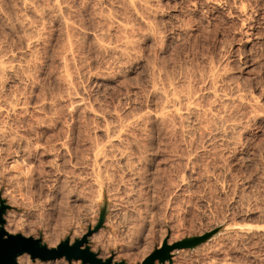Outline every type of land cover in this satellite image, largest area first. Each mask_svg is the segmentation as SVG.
Wrapping results in <instances>:
<instances>
[{
    "label": "rangeland",
    "instance_id": "1",
    "mask_svg": "<svg viewBox=\"0 0 264 264\" xmlns=\"http://www.w3.org/2000/svg\"><path fill=\"white\" fill-rule=\"evenodd\" d=\"M1 65L0 227L264 264V0H0Z\"/></svg>",
    "mask_w": 264,
    "mask_h": 264
},
{
    "label": "water",
    "instance_id": "2",
    "mask_svg": "<svg viewBox=\"0 0 264 264\" xmlns=\"http://www.w3.org/2000/svg\"><path fill=\"white\" fill-rule=\"evenodd\" d=\"M6 204L0 207V223H4V212ZM103 211L99 224L95 229H90L81 238H77L73 243L70 238H66L54 247H49L41 238L25 236L21 233H10L4 227H0V264H19L18 258L23 254H29L33 260L41 259L56 260L65 257L69 262L81 260L83 264H130L125 260H114V256L103 258L93 251L89 244V237L97 231L104 219ZM212 233L204 236L187 238L184 240L169 242L165 237L152 252H150L140 263L136 264H165L167 260H172V252L175 249L194 246L208 238Z\"/></svg>",
    "mask_w": 264,
    "mask_h": 264
},
{
    "label": "bare ground",
    "instance_id": "3",
    "mask_svg": "<svg viewBox=\"0 0 264 264\" xmlns=\"http://www.w3.org/2000/svg\"><path fill=\"white\" fill-rule=\"evenodd\" d=\"M129 1V0H128ZM215 1V0H214ZM141 2H142V0H141ZM147 2V1H146ZM83 3V2H82ZM132 3V2H131ZM134 4V3H133ZM141 5V4H140ZM134 7H135V5H133ZM145 7V6H144ZM152 7V6H151ZM242 8H244V7H242ZM135 9V8H134ZM137 9V8H136ZM148 9V8H147ZM146 9V10H147ZM138 11V10H137ZM242 11V10H241ZM101 12V11H100ZM104 13V12H103ZM243 15V14H242ZM137 16V15H136ZM244 17V16H243ZM151 19V18H150ZM240 19V18H239ZM108 20V19H107ZM118 20V19H117ZM146 21V20H145ZM241 22H242V20H241ZM122 23V22H121ZM120 23V24H121ZM242 24V23H241ZM120 26V25H119ZM150 26V25H149ZM125 27V26H124ZM125 33V32H124ZM124 33H122V34H124ZM119 37V36H118ZM126 39V38H125ZM131 45V44H130ZM126 49V48H125ZM7 64V63H6ZM0 68L2 69V72L3 73H7V72H10V69L9 68H7V66H0ZM9 74V73H8ZM7 74V75H8ZM3 83V82H2ZM175 85V84H174ZM163 86V85H162ZM171 87V86H170ZM192 93V92H191ZM176 97H178V96H176ZM239 97V96H238ZM187 99V101H189V99L188 98H186ZM169 100V99H168ZM183 100H185V99H183ZM171 101L174 103L173 105H176L177 103L179 104L180 102L178 101V99L177 98H175V97H173V98H171ZM242 101V100H241ZM167 102V101H166ZM188 103V102H187ZM178 104L176 105V106H178ZM171 106V105H170ZM187 106V105H186ZM167 107V106H166ZM174 107V106H173ZM185 107V106H184ZM3 108V107H2ZM175 108V107H174ZM190 108V107H189ZM188 108V109H189ZM232 108V107H231ZM171 110V109H170ZM177 110H178V108L177 109H175L174 111L175 112H177ZM178 113V112H177ZM187 113H190V112H187ZM211 113V112H210ZM251 113V112H250ZM264 113V112H263ZM180 115H181V113H179ZM209 114V113H208ZM216 114V113H215ZM179 115V116H180ZM183 115V114H182ZM174 116V115H173ZM185 116L187 117H190V114L189 115H186L185 114ZM181 117V116H180ZM203 117V116H202ZM204 118V117H203ZM181 119V118H180ZM6 120V119H5ZM216 122V121H215ZM236 127V126H235ZM1 128V127H0ZM230 129V128H229ZM234 130V129H233ZM1 131V130H0ZM108 132V131H107ZM233 135V134H232ZM232 137V136H231ZM238 137V136H237ZM230 140V139H229ZM236 147V146H235ZM15 162V161H14ZM17 162V161H16ZM15 164V163H14ZM11 166H14V165H11ZM18 166H19V164H18ZM22 166V165H21ZM26 170V169H25ZM21 172V171H20ZM26 172V171H25ZM24 173V172H23ZM60 183V182H59ZM61 184H63V183H61ZM59 187H61V186H59ZM256 199V198H255ZM252 211V210H251ZM264 224V223H263ZM262 224V225H263ZM257 229V228H256ZM262 229H264L263 227H262ZM243 230V229H242ZM250 230V229H249ZM254 230V229H253ZM260 230V229H259ZM258 231V230H257ZM229 232V231H228ZM230 232H232V231H230ZM234 232V231H233ZM260 233H263V231L262 232H260ZM235 234V236H236V239L237 240H239V242H240V240H243V238H245V236H247L246 238H249L248 236L251 234V233H248V232H243V231H241V230H237V232L236 233H234ZM247 234H249V235H247ZM253 234V233H252ZM257 234V233H256ZM229 235V234H228ZM262 235V234H261ZM260 235V236H261ZM232 237V236H231ZM231 237H230V239H231ZM235 238V237H234ZM245 240V239H244ZM237 242V241H236ZM215 243V242H214ZM227 245V244H226ZM232 245V244H231ZM233 246V245H232ZM245 247V246H244ZM248 250V249H247ZM180 253V252H179ZM214 253V252H213ZM213 255V254H212ZM208 257V256H207ZM22 258V257H21ZM25 257H23V259H21V261L23 262V264H25L28 260H26V259H24ZM20 260V259H19ZM26 264H28V263H26ZM227 264V263H226Z\"/></svg>",
    "mask_w": 264,
    "mask_h": 264
},
{
    "label": "crops",
    "instance_id": "4",
    "mask_svg": "<svg viewBox=\"0 0 264 264\" xmlns=\"http://www.w3.org/2000/svg\"><path fill=\"white\" fill-rule=\"evenodd\" d=\"M60 259V258H59Z\"/></svg>",
    "mask_w": 264,
    "mask_h": 264
}]
</instances>
